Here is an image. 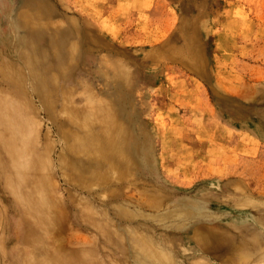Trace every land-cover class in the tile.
Here are the masks:
<instances>
[{
	"label": "rangeland",
	"instance_id": "1",
	"mask_svg": "<svg viewBox=\"0 0 264 264\" xmlns=\"http://www.w3.org/2000/svg\"><path fill=\"white\" fill-rule=\"evenodd\" d=\"M15 71L49 246L84 264H264V0H0V77ZM88 102L124 128L121 160L69 145L101 129ZM19 215L0 184V264L29 246Z\"/></svg>",
	"mask_w": 264,
	"mask_h": 264
},
{
	"label": "bare ground",
	"instance_id": "2",
	"mask_svg": "<svg viewBox=\"0 0 264 264\" xmlns=\"http://www.w3.org/2000/svg\"><path fill=\"white\" fill-rule=\"evenodd\" d=\"M14 73L13 79L7 78L6 74L0 77L1 80L7 81L14 91L9 95L8 92L0 91V184L25 222L23 229L21 228L24 234L22 239L29 246L22 249L15 246L12 261L6 264H84L85 255L81 251L75 252L76 256L71 260L70 256L63 255L48 245L46 235L54 226L57 211L55 206L53 207L50 194L45 190V159L34 147L28 132L22 128L21 120L16 118L15 106L18 107L20 102L17 97V71ZM55 77L56 74L53 73L49 78ZM45 81L40 84L41 88ZM11 98L8 102L7 99ZM45 102L46 105L50 103L49 97L45 98ZM86 104V118L99 119L101 129H90L88 122L84 125L85 130L82 128L80 132L71 133L72 141L69 145L76 146V150L81 147L85 151L96 152L110 159L116 155L117 159L121 160L125 148L129 147L124 140V128L103 105L100 108L97 106L95 111L91 112L94 106L90 107V102ZM68 113L75 120L81 118L80 112L76 110L69 109ZM39 252L42 253L40 256ZM263 253L262 250L258 251L254 258L263 257ZM161 263L170 264L166 260Z\"/></svg>",
	"mask_w": 264,
	"mask_h": 264
}]
</instances>
